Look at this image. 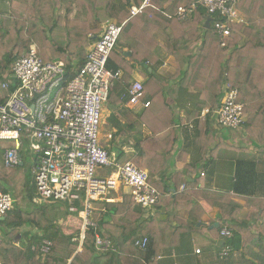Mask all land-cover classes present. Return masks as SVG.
Segmentation results:
<instances>
[{
  "label": "trees",
  "instance_id": "1",
  "mask_svg": "<svg viewBox=\"0 0 264 264\" xmlns=\"http://www.w3.org/2000/svg\"><path fill=\"white\" fill-rule=\"evenodd\" d=\"M150 1V7L132 17L130 6L140 5L142 0H9L12 3L10 16L0 14V87L7 85V89H2L4 96L0 98V104H4L17 89L15 64L28 56L33 45H36L39 59L65 62L74 77L86 62L88 46L101 34V26L112 20V5L118 4L122 10L119 22L127 23L111 54L108 68L114 72L123 70L121 79L131 78L135 66L127 62L125 49H135L143 62L155 65L164 48L177 65L172 77L177 85L175 91H165L164 84L155 75L144 87L143 101L149 100L150 106L140 114L139 120L152 135L142 136V129H138L137 135H134L136 145L128 153L139 169H149L153 177L167 173L165 156L173 151L178 142L174 127L179 121L168 104V96L176 97L178 92L181 96L191 89L196 92L193 110L209 108L212 111L221 106L227 89H237L245 105V116L249 113L254 115L241 128L246 129L255 142L264 145V0H240L238 10L248 18L250 26H233V34L225 48L221 46L223 38L214 28L216 21L225 22L220 15L210 17L205 6L196 4L191 16L182 19L178 16V9L184 7L191 10L196 0ZM62 8L65 9L64 17L58 16ZM207 18L212 19L211 30L204 28ZM92 33L93 37H89ZM157 33L166 36L165 46L157 40ZM231 67H234L233 71ZM112 98L110 93L108 102ZM115 99L121 105L126 102ZM193 115L191 111V121ZM206 120L198 123V147L205 138L203 130L213 132L214 117L211 115ZM130 129L134 131V127ZM118 132L121 134L124 130L118 126ZM125 146L132 147L127 141L122 142L118 146L121 152L117 158L107 151L112 158L120 161L125 154L121 149ZM21 152L24 165L8 169L1 161L4 150L0 147V193H10L14 199L12 210L3 216L5 220L0 217V264H68L73 257L71 264H156L153 259L164 251L179 247L181 237L188 231L201 235L210 232L219 241L225 224L235 230L233 238L226 240L225 244L231 247V253L222 259L220 251L224 246L217 247L215 244L220 251L208 264H264V200H248V205L256 203L257 208L240 222L241 206L233 196L209 193L218 200L212 205L221 210L223 223L220 228L212 230L209 226L198 228L200 222L215 223L207 216L196 218L192 210L190 216L193 215L196 221L178 216L180 209L187 204L205 214L198 204L194 205L193 194L180 191L179 183L184 181V177L177 176L173 178L176 193L168 195L165 186L155 207L157 213L149 217L134 202L131 194L124 195L120 202L111 203L109 195L99 199L97 207L104 212L99 211L96 228L86 232L82 251L78 252L83 225L80 213L73 216L64 203L59 208V202L43 205L34 202L36 187L33 175L25 170L29 158L26 142H23ZM150 182L153 185L152 178ZM187 185L183 186V190ZM122 188L126 187L112 192ZM161 208H165V213L159 211ZM34 231L36 234L32 233ZM19 234L27 242L24 248L16 245ZM97 235L109 239L115 250L98 251L95 247ZM42 238L54 243L52 252L45 257L31 251L32 246L40 245ZM144 238L149 239V246L141 250L136 247V242Z\"/></svg>",
  "mask_w": 264,
  "mask_h": 264
},
{
  "label": "built area",
  "instance_id": "2",
  "mask_svg": "<svg viewBox=\"0 0 264 264\" xmlns=\"http://www.w3.org/2000/svg\"><path fill=\"white\" fill-rule=\"evenodd\" d=\"M239 2L196 0L191 10L180 7L178 16L188 18L196 4L205 6L210 17L220 15L225 22L216 21L214 28L223 38L221 46L225 48L233 34V26L248 25L238 10ZM7 4H10L9 1ZM150 6V0H144L140 6H131V16L142 14ZM126 23L110 21L103 26L101 35L87 52L84 66L74 77L70 75L65 62H44L39 59L33 46L28 56L15 64L17 89L4 104H0V141L10 144L4 146V167L14 169L24 165L21 150L23 142H26L28 156L33 163L34 202L37 205L62 202L70 213H80L83 219L82 242L86 232L96 228L92 220L94 204L113 190L126 187L134 202L150 214L160 201L161 194L151 184L147 170L139 169L131 161L122 163L112 158L101 145L104 105L108 102L112 87L122 78L121 71L114 72L107 65ZM2 89H7V85L3 84ZM144 94L143 83L135 82L123 99L130 105L143 104L144 108H148L150 102L143 101ZM244 110L239 91L227 89L221 106L215 111L203 110L198 119L205 121L212 115L219 127L238 130L246 122ZM109 139H112V135ZM103 169H111L113 174L110 177L102 176L100 172ZM13 204L12 194L0 193V217L11 211ZM220 235L224 240L220 253L223 259L231 253V247L225 244L226 240L233 238L234 231L224 227ZM148 246V238L136 242V247L141 250H146ZM95 247L100 252L114 250L112 242L99 235L96 236ZM53 248V241L42 238L40 245L32 246L31 251L45 257ZM196 253L200 254V250ZM172 257H177L175 251Z\"/></svg>",
  "mask_w": 264,
  "mask_h": 264
},
{
  "label": "crops",
  "instance_id": "3",
  "mask_svg": "<svg viewBox=\"0 0 264 264\" xmlns=\"http://www.w3.org/2000/svg\"><path fill=\"white\" fill-rule=\"evenodd\" d=\"M7 1L9 0H2V2H0V14H3L4 16H8V14L11 13L12 3L9 2L10 4L8 5ZM143 2L144 0H142V3ZM140 5L132 4L131 6ZM113 6L114 8H112ZM112 7V12H115L116 8H118L119 13L115 16V19L119 22L122 10L118 4H114ZM75 15L76 12H74L73 17H75ZM241 15L247 21L248 25L245 27H249L250 23L248 18L243 14ZM58 16H65L64 8L58 11ZM105 24L101 26V31L103 30V26ZM240 34L243 33L240 32ZM92 35L93 33L90 34L89 37ZM155 36L163 46L167 44L166 36L163 33H157ZM150 38L153 39L151 36ZM92 43L88 46L86 54ZM127 53H130L131 56H127ZM161 53L159 62L152 65L148 62H143L142 58L138 55L135 49H125L124 56L126 57L127 62L135 66L134 73L130 79H121L117 82L118 84L116 83L117 85L115 84L116 86L119 85V89L115 92H111L113 93V98L111 101L107 102L110 112L108 109L104 108L102 117V121H111L113 125V131L108 134V140L112 141L113 144L110 147H103L111 152L116 158L121 152L120 147L118 146L122 145V142L127 141L129 146H132L129 148L125 146L121 149L124 153H131L133 151V148L136 145L134 135H137L136 131L138 129H142V136H150L152 133L150 129L139 120L140 114L144 111V109H146L143 104L130 105L126 100V102L121 105L119 103L120 101L115 98L125 100L123 99V93L126 92L125 94H127L128 89L133 83L142 82L145 87L153 75H155L164 84L165 91L168 93H170L172 89L175 91L177 88V85L172 79L177 71L176 61L173 57L167 54L164 48ZM112 64V67H114V62ZM230 70L233 71L234 67H231ZM119 71H121L124 75L123 70ZM195 95L196 92L194 89H191L187 94L183 92V95L181 96L179 92L176 97L171 96V94L168 96V104L173 108L175 117L179 120L174 127L176 135L178 136V142L174 146L173 151L169 155L165 156V161L168 165V171L166 174L161 173L153 177L149 169L145 170L150 173L152 183L153 185L155 184L154 186L157 190L162 192L163 188L166 186L168 195L176 193L173 178L175 176L180 178L184 177V181L178 180V182L181 181L179 183L180 191L183 193L186 192L193 194L192 198L194 200V205L198 204L203 209V213L205 215L197 209L192 208L190 204H187L185 208H181L178 212L179 217L190 221H196V218L202 217V219H204V217L207 216L215 224H220L221 227L223 223L222 212L218 207L212 205L216 204L218 200H215L209 195V193H228L233 196L234 201L241 206V213L238 220L243 222L251 215L252 210H256L257 208L256 203L248 205V200H264V145H260L255 142V140L249 136L246 129L240 128L236 130V132H233L219 127L214 120L212 122L213 132L210 133L203 130L205 138L202 139L200 147L196 146L199 144V142H196L199 132L198 123L199 121H207L198 119V115L203 110L209 108L193 110ZM146 102L150 101L147 100ZM191 111L194 112L192 121L189 119V113ZM109 113H111V115ZM253 116V114L249 113L246 115V120L252 118ZM118 126H120V129L124 130V133L119 134ZM131 126L134 127V131H131ZM110 135H112L111 140L109 139ZM9 145L10 144H7L6 146ZM2 149L4 150V147ZM1 161L3 163L4 154L2 155ZM127 161L133 162L132 160ZM202 174H205V176L203 177ZM186 183L188 185L186 186V189L183 190V186ZM238 189L240 191H238ZM129 194V189L122 188L119 191L111 192L109 194L108 201L111 203L115 201L120 202L123 200L124 195ZM97 204L98 202L94 204L95 210L92 217V220L95 221V223L97 217L99 216L98 213L101 211L97 207ZM190 210L194 212L196 218L193 215L190 216ZM159 211L163 214L165 213V208H161ZM145 213L146 216L149 217L150 215H155L157 210L155 209L154 212H151V214L147 213V211H145ZM199 224L197 225L198 228L201 226H209L210 229L214 225H211L210 222H200ZM224 227H230V225L225 224L222 226V229ZM230 228L235 231L232 226ZM32 233L36 234V231ZM39 234L42 233L40 232ZM78 240L80 242L78 252H81L83 242L80 241V238ZM222 240L223 239L220 238L219 241H216L210 232L201 235L198 233L192 234L188 231L181 237L180 243L183 245L184 248L182 249L184 251L181 250L180 245L177 248L174 247L171 250L162 252L157 258H154L153 261H155L156 264H208L216 258V254L220 251L217 247L224 246H219V242ZM26 244L27 242L23 239L22 234H19L16 239V245L20 248H24L26 247ZM215 244H217V247ZM197 250H200V254L196 253ZM173 251L176 252V258L172 257ZM73 258L69 260L68 264H71Z\"/></svg>",
  "mask_w": 264,
  "mask_h": 264
},
{
  "label": "rangeland",
  "instance_id": "4",
  "mask_svg": "<svg viewBox=\"0 0 264 264\" xmlns=\"http://www.w3.org/2000/svg\"><path fill=\"white\" fill-rule=\"evenodd\" d=\"M0 2H2V0H0ZM116 5V4H115ZM112 8H114V6L112 7ZM111 13H112V20L111 21H113V22H117L116 21V19H115V16L119 13L118 12V8H116V10H115V12H112V9H111ZM8 16H10V14H8ZM33 46H35L36 47V45H33ZM32 46V47H33ZM118 84V83H117ZM116 84V85H117ZM113 86L112 87V92H115V91H117L118 89H119V85L118 86ZM126 92H124L123 94L124 95H126L125 94ZM113 94V93H112ZM2 96H4V92H3V90H2V88L0 87V98L2 97ZM104 108H106V109H108V111H109V107H108V104L106 103L105 104V106H104ZM110 112V111H109ZM110 115H111V113H109ZM227 130V129H226ZM113 131V125H112V123H111V121H107V122H104V121H102V126H101V130H100V138H101V143H102V146H107V147H110V146H112V141H109L108 140V134H109V132H112ZM230 131H233V132H236V130H230ZM7 144H9V143H7V142H1L0 141V147L1 148H3L4 146H6ZM129 148V147H128ZM129 150V149H128ZM127 160H131V155H128V152H126L124 155H123V157L121 158V160H120V162H122V163H125ZM22 167V166H21ZM32 167H33V163H32V161L30 160V158H28L27 159V164H26V167H25V170L28 172V174H32ZM31 168V169H30ZM100 174L102 175V176H105V177H110L112 174H113V170H111V169H103L101 172H100ZM63 203L62 202H59L58 203V207L59 208H62L63 207V205H62ZM73 216H75L74 214H72ZM74 220H75V218H74ZM71 221H72V219H71ZM182 248H184L183 247V245L181 244V250L182 251H184Z\"/></svg>",
  "mask_w": 264,
  "mask_h": 264
},
{
  "label": "water",
  "instance_id": "5",
  "mask_svg": "<svg viewBox=\"0 0 264 264\" xmlns=\"http://www.w3.org/2000/svg\"><path fill=\"white\" fill-rule=\"evenodd\" d=\"M205 28H206L207 30H211V18H207V19H206ZM126 55H127V56H131L130 53H127ZM1 219H2V220H5L4 217H1ZM199 225H201V224H199ZM214 228H220V224H218V223L214 224V225L211 227V229H214ZM223 245H224V241L222 240V241L219 242V246H223Z\"/></svg>",
  "mask_w": 264,
  "mask_h": 264
}]
</instances>
